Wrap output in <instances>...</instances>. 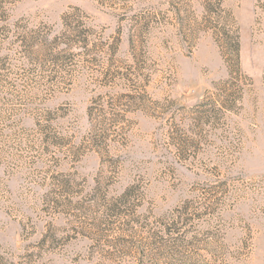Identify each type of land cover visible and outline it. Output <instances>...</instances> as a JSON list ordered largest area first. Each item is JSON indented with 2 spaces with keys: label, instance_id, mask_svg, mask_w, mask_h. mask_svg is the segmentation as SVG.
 Returning a JSON list of instances; mask_svg holds the SVG:
<instances>
[{
  "label": "rangeland",
  "instance_id": "obj_1",
  "mask_svg": "<svg viewBox=\"0 0 264 264\" xmlns=\"http://www.w3.org/2000/svg\"><path fill=\"white\" fill-rule=\"evenodd\" d=\"M111 5L5 7L0 264H264V0ZM74 8L94 54L25 53ZM235 37L243 89L220 111Z\"/></svg>",
  "mask_w": 264,
  "mask_h": 264
},
{
  "label": "trees",
  "instance_id": "obj_2",
  "mask_svg": "<svg viewBox=\"0 0 264 264\" xmlns=\"http://www.w3.org/2000/svg\"><path fill=\"white\" fill-rule=\"evenodd\" d=\"M12 1L13 0H0V21L5 20L3 19L5 7L11 4ZM114 1L115 0H96L97 4L109 8H112L111 4H113ZM129 9H131V6ZM204 9H206V7H204ZM86 18L87 17L79 9L74 8L71 13L64 14L61 17V31L57 35L49 38V34L46 32L32 31L24 35V37L16 38V40L21 47H23L26 54L32 56L34 53H42L44 58H52L53 64L64 62L67 56L72 55L71 51L75 49L81 50L84 55L89 56L94 54V51L98 49L99 45L92 42L96 34L91 27L86 26ZM102 43L101 41L100 44L102 45ZM227 44V50L232 55V57H230L231 71L229 70V79L231 80L225 82L224 86L219 88L220 93H226L224 101L220 103L215 101L212 103L215 106L219 105L218 109L220 111L233 110L238 100L237 93L239 94L243 89L241 75L238 70L239 44L236 37L234 40L229 38ZM116 50V46L108 47V51L112 56L115 54Z\"/></svg>",
  "mask_w": 264,
  "mask_h": 264
}]
</instances>
